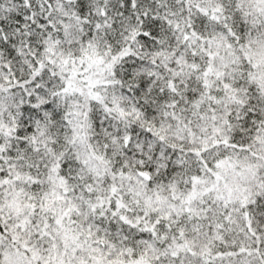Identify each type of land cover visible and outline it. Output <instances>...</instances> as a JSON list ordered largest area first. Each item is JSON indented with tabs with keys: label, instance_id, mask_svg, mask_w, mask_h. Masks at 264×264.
<instances>
[{
	"label": "snow or ice",
	"instance_id": "1",
	"mask_svg": "<svg viewBox=\"0 0 264 264\" xmlns=\"http://www.w3.org/2000/svg\"><path fill=\"white\" fill-rule=\"evenodd\" d=\"M0 264H264V0H0Z\"/></svg>",
	"mask_w": 264,
	"mask_h": 264
}]
</instances>
